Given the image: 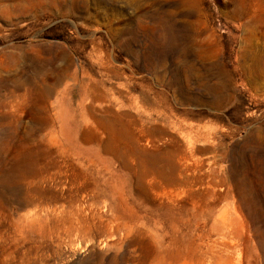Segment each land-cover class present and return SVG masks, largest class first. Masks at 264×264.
Instances as JSON below:
<instances>
[{"label": "rangeland", "instance_id": "374dc122", "mask_svg": "<svg viewBox=\"0 0 264 264\" xmlns=\"http://www.w3.org/2000/svg\"><path fill=\"white\" fill-rule=\"evenodd\" d=\"M0 264H264V1L0 0Z\"/></svg>", "mask_w": 264, "mask_h": 264}, {"label": "bare ground", "instance_id": "6f19581e", "mask_svg": "<svg viewBox=\"0 0 264 264\" xmlns=\"http://www.w3.org/2000/svg\"><path fill=\"white\" fill-rule=\"evenodd\" d=\"M264 1V0H263ZM259 3L262 2V0H258ZM107 148V147H106ZM129 157V156H128ZM68 168V167H67ZM66 169V168H65ZM69 171V170H68ZM70 172V171H69ZM76 173V172H75ZM160 174V173H159ZM74 177V176H73ZM76 177V176H75ZM66 178V177H65ZM77 179V178H76ZM87 179V178H86ZM74 180V179H73ZM76 181V180H75ZM73 183V182H72ZM77 186V185H76Z\"/></svg>", "mask_w": 264, "mask_h": 264}]
</instances>
